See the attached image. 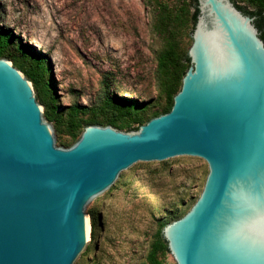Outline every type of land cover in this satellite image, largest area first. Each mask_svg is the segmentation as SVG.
Segmentation results:
<instances>
[{
  "label": "water",
  "instance_id": "1",
  "mask_svg": "<svg viewBox=\"0 0 264 264\" xmlns=\"http://www.w3.org/2000/svg\"><path fill=\"white\" fill-rule=\"evenodd\" d=\"M169 112L137 130L86 126L69 147L39 93L0 58V264H73L85 208L137 162L207 163L196 202L161 235L176 264H264V43L231 0H197Z\"/></svg>",
  "mask_w": 264,
  "mask_h": 264
},
{
  "label": "rangeland",
  "instance_id": "2",
  "mask_svg": "<svg viewBox=\"0 0 264 264\" xmlns=\"http://www.w3.org/2000/svg\"><path fill=\"white\" fill-rule=\"evenodd\" d=\"M235 1L249 10L264 4ZM193 11L189 0H0V30L12 36L0 58L20 66L25 78L23 71L44 59L39 105L71 147L86 126L115 116L144 123L164 108L169 77L158 59L169 48L181 61L187 55ZM129 101L139 108L126 112ZM207 173V163L191 156L122 171L86 206L89 241L73 264H176L155 249V238L188 212Z\"/></svg>",
  "mask_w": 264,
  "mask_h": 264
},
{
  "label": "trees",
  "instance_id": "3",
  "mask_svg": "<svg viewBox=\"0 0 264 264\" xmlns=\"http://www.w3.org/2000/svg\"><path fill=\"white\" fill-rule=\"evenodd\" d=\"M193 4L194 11L190 15V21L192 24V28L194 26L196 15H197V0H189ZM231 2L234 4V6L240 10L243 14L248 15L250 17H254V25L259 31V37L264 43V4L263 2H260V4H257V8L255 10H249L244 6H241L237 4L235 0H231ZM178 17H176L177 19ZM12 38L10 33L5 32L4 30H0V57L2 56V50L4 49L5 45L8 43V41ZM182 61L184 63H182ZM181 60L177 59L174 55V52L172 49H168L160 58L158 59V68L161 71H164L167 73L169 80L167 81L165 88L167 93H169L168 101L165 104L164 108L156 113L152 118L165 114L169 112L172 106L173 97L179 92L181 87V80L183 76L185 75V72L188 69L189 66V59L187 58V55ZM44 62V59H39L34 68H30L29 70L23 71L26 78L32 83V86L34 90H37L40 87V80H39V73L38 70H41L42 64ZM21 71V67H18ZM43 69V68H42ZM179 87H178V86ZM177 87V88H176ZM104 104L110 108L115 106V100L114 97H105L103 99ZM126 112H130L132 110H135L139 108L136 101H129V103H126L122 106ZM120 113V112H119ZM49 119V117H48ZM151 119V118H150ZM149 119V120H150ZM50 120V119H49ZM147 120L146 122H148ZM146 122H141V120H138L137 118L130 120V121H124L119 120L116 116L108 118L104 123L102 124H96L101 126H111L118 130H125L132 131L137 130L141 125H144ZM156 241L154 243L155 249H164L167 250V244L162 238L161 231L156 236ZM154 249V250H155ZM152 264H159L152 258Z\"/></svg>",
  "mask_w": 264,
  "mask_h": 264
},
{
  "label": "bare ground",
  "instance_id": "4",
  "mask_svg": "<svg viewBox=\"0 0 264 264\" xmlns=\"http://www.w3.org/2000/svg\"><path fill=\"white\" fill-rule=\"evenodd\" d=\"M89 222H90V221H88V227H89V229H90V224H89ZM88 233H89V230H88Z\"/></svg>",
  "mask_w": 264,
  "mask_h": 264
},
{
  "label": "clouds",
  "instance_id": "5",
  "mask_svg": "<svg viewBox=\"0 0 264 264\" xmlns=\"http://www.w3.org/2000/svg\"><path fill=\"white\" fill-rule=\"evenodd\" d=\"M262 239H264V238H262Z\"/></svg>",
  "mask_w": 264,
  "mask_h": 264
}]
</instances>
